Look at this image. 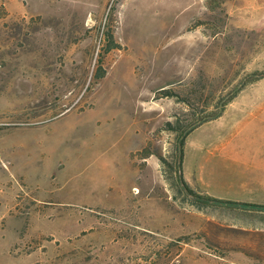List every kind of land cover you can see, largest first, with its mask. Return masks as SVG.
<instances>
[{
	"label": "rangeland",
	"instance_id": "1",
	"mask_svg": "<svg viewBox=\"0 0 264 264\" xmlns=\"http://www.w3.org/2000/svg\"><path fill=\"white\" fill-rule=\"evenodd\" d=\"M218 152L264 163V0H0V264H264L180 184Z\"/></svg>",
	"mask_w": 264,
	"mask_h": 264
},
{
	"label": "crops",
	"instance_id": "2",
	"mask_svg": "<svg viewBox=\"0 0 264 264\" xmlns=\"http://www.w3.org/2000/svg\"><path fill=\"white\" fill-rule=\"evenodd\" d=\"M223 153L209 154L207 178L200 171L199 180L222 185L214 192L217 199L264 206V163L250 165Z\"/></svg>",
	"mask_w": 264,
	"mask_h": 264
},
{
	"label": "trees",
	"instance_id": "3",
	"mask_svg": "<svg viewBox=\"0 0 264 264\" xmlns=\"http://www.w3.org/2000/svg\"><path fill=\"white\" fill-rule=\"evenodd\" d=\"M106 42H107V46H106V48H104V52H103L104 54H108L109 52H111L112 50H115V49H121V45L115 42L114 36H113V34L111 32H107V34H106ZM103 53L101 54V57H100V60H99V65H98V67L96 69V72H95V76H94L95 82H94V86L92 88L98 86L100 84V82L107 75V71L102 68ZM223 109L224 108H221L218 113L210 115L208 118L209 119H216V118L220 117L222 115ZM172 129L174 131H178L180 129V125L177 124V125L173 126ZM183 146H184V142L181 141L180 147H182V149L180 150V167H181L182 160H183V153H184ZM179 176H180V184H181V186L191 196H193L198 203L206 204V205H209V204L210 205H229V206H236V207L243 208V209H248V210L264 211V206H259V205H256V204H249V203H242V202H233V201L222 200V199H217V198H213V197H210V196H205V195L198 194L194 190H192L189 187V185L185 182V180H184V178L182 176V172L179 174Z\"/></svg>",
	"mask_w": 264,
	"mask_h": 264
}]
</instances>
